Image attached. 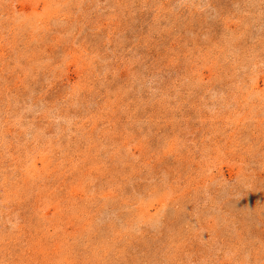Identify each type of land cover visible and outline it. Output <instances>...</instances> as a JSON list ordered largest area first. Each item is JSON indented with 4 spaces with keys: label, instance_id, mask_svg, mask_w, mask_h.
<instances>
[{
    "label": "rangeland",
    "instance_id": "obj_1",
    "mask_svg": "<svg viewBox=\"0 0 264 264\" xmlns=\"http://www.w3.org/2000/svg\"><path fill=\"white\" fill-rule=\"evenodd\" d=\"M0 264H264V0H0Z\"/></svg>",
    "mask_w": 264,
    "mask_h": 264
}]
</instances>
